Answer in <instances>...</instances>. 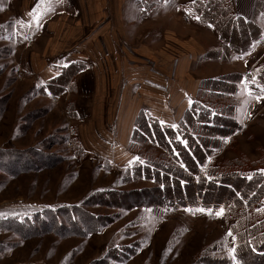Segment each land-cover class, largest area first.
Here are the masks:
<instances>
[{"label":"rangeland","instance_id":"1","mask_svg":"<svg viewBox=\"0 0 264 264\" xmlns=\"http://www.w3.org/2000/svg\"><path fill=\"white\" fill-rule=\"evenodd\" d=\"M137 1L140 8L136 6ZM193 1L125 0L124 20L130 23L122 27L121 36L111 40L109 45L112 61H116L112 56L114 53L119 58L121 71L118 77L109 76L102 84L119 89L125 97L127 93L128 99L132 96L142 105L140 109L152 115L146 102L151 87L157 86L166 93L174 89L178 96V88L184 81L188 89L180 88L183 99L175 102L177 107L173 114L166 119L153 115L171 126L177 124L193 100L190 80L215 78L232 72L229 64L200 62L195 59L197 52H177L182 47L184 52L194 51L197 42L210 44L215 37L214 31L186 17L185 8ZM3 8L0 7V11ZM143 12L145 16L142 19ZM8 30L5 40L12 33L10 28ZM138 32L142 33V37ZM177 39L185 44L176 46ZM189 39L191 44L187 46ZM156 44L164 49V52L160 49L158 54L177 55L175 80L170 79L162 68L156 70V66H162L157 56L154 57L157 54ZM13 45L0 42V150L32 149L47 154L50 165L54 158L60 162L48 167L42 163L45 157L31 150L26 155L31 163H26L33 164V170L21 173L19 168L23 166L20 161L16 162L18 159L15 156L0 157V165L14 170V174L9 175L0 168V264H98L106 259L109 252L119 253L135 242L138 243V250L132 258L125 261L107 259V264H195L206 248L214 246L218 248L215 256L233 258L235 237L230 233L229 226L234 220L223 207L213 212L183 208L159 215L145 207L126 210L94 205L83 209L95 216L113 218V222L97 233L83 237H58L47 233L25 239L11 231L5 222L7 219H32L34 214L44 209L81 206L88 196L102 190L132 191L153 187L151 181L144 179L127 183L124 181L125 169L147 152L162 153L153 146H130L131 136L128 144L124 143L122 134L119 138L115 136L123 127L120 118L128 112L131 99H126L128 107L123 103L120 108H106L104 112L107 114L103 117L102 100L96 101L91 91L80 84L81 90H85L83 95L90 96L91 101L81 102L78 121L74 116L75 108L70 107V102L75 105L74 100L69 98L66 102H55L52 99L55 94H44L38 86L28 88L21 81L23 74L18 72L17 61L15 63L12 57ZM87 61L91 63L92 59ZM183 61V70H179ZM234 61L243 60L235 58ZM261 64L264 63L258 65ZM153 70L155 72L151 73ZM179 71H183L182 76ZM249 83L245 76L240 91L235 95L239 101L236 118L243 131L237 132L232 142L228 139L224 142L213 157L215 164L238 159L242 155L255 162L264 151V89L260 88L263 94L257 95L249 88ZM67 92L70 90L57 96L62 98ZM106 126L114 134L109 141L106 140L109 134L103 128ZM8 160L12 162L6 164ZM35 165L40 166L39 169L33 168ZM72 218L79 219L75 213Z\"/></svg>","mask_w":264,"mask_h":264},{"label":"trees","instance_id":"2","mask_svg":"<svg viewBox=\"0 0 264 264\" xmlns=\"http://www.w3.org/2000/svg\"><path fill=\"white\" fill-rule=\"evenodd\" d=\"M140 8L139 2L137 3ZM186 17L196 24L214 31L220 46L208 49L204 60L228 62L232 55L242 56L263 37L257 20L264 15V0H256L252 17L245 19L234 12L232 0H194L185 8ZM143 16H145L143 12ZM7 29L0 27V38ZM86 69L83 62L61 67L58 75L50 81V93L61 95L65 90L75 92L73 79ZM249 88L257 94L264 89V64L254 67L250 73ZM244 75L231 72L198 82L194 99L175 126L162 123L145 110L135 116L130 146L146 145L159 148L162 153L147 152L125 169L124 181L130 183L144 179L154 186L132 191L102 190L88 196L81 206H62L44 209L32 219H7V226L22 238L52 233L58 237L97 233L113 222L112 217L95 216L83 209L86 206L114 208H150L159 215L183 208H201L216 211L223 207L234 222L229 226L235 237L233 258L215 256L216 246L206 248L195 264H264V151L253 162L242 155L238 159L215 164L213 157L228 139L232 142L237 132L243 131L237 120L239 101L235 95L240 91ZM262 88V89H260ZM70 107L74 108L73 102ZM75 116V114H74ZM32 150V149H31ZM29 151L0 150V157L15 156L23 167L19 172H29L31 163L26 156ZM42 163L48 167L59 163L54 158L50 165L47 154ZM60 160V159H59ZM9 161L6 164H9ZM15 162V161H13ZM14 164V163H12ZM40 166L33 168L39 169ZM248 167V168H247ZM9 175L14 170L0 165ZM261 206V208H258ZM73 213L79 219L72 218ZM38 223V224H37ZM81 223V224H80ZM37 224V225H36ZM138 250V243L116 254L109 252L98 264L107 259L125 261Z\"/></svg>","mask_w":264,"mask_h":264},{"label":"crops","instance_id":"3","mask_svg":"<svg viewBox=\"0 0 264 264\" xmlns=\"http://www.w3.org/2000/svg\"><path fill=\"white\" fill-rule=\"evenodd\" d=\"M255 1L232 0L235 14L245 19H250ZM124 3L125 0H3L0 6L4 7L0 11V16H2L0 27L10 28L12 33L10 34V38L5 40L4 38L9 35L8 30L6 36L3 39L0 38V42L14 44L11 48L12 57L15 63L17 61L18 72L20 71L23 74L21 81L28 88L38 86V89L44 94L50 93L52 89L50 81L58 75L59 68L68 67L75 62L86 64V69L78 73L73 79L75 92H67L62 98L54 95L52 99L55 102L60 100L66 102L69 98L74 100L75 119L79 121L81 102L83 100L91 101L90 96L83 95L85 94V90H81V84L86 86L88 91H91V96L95 97L96 101L102 100V116L105 117L107 114L104 112L106 108H120L123 103L127 106V93L125 97V93L119 92L117 88L112 89L106 85L102 86L106 78L109 76L118 77L121 71V66L119 69V58L114 53L112 56L116 61H112L110 55L112 48L109 45L111 40H117L121 36L122 27L130 23L124 20ZM137 3L138 1L136 2V6L138 7ZM143 21L141 20V22ZM150 23H152V20ZM257 24L262 29V39L253 45L250 52L242 56L232 55L228 62L202 59V56L206 54L208 49L220 46L215 34L213 43L207 44L206 41H203V44H201L197 42L194 51L189 50L184 52L182 47L177 52L183 54L197 52L195 59L200 62L215 61L222 65L229 64L232 67V72L235 71L244 75L258 66V64L264 63V46L263 48L260 47V44H264V15L257 20ZM187 25H189L188 22ZM138 35L142 37L141 32H138ZM155 37L159 38L158 35ZM199 38L202 39V37ZM205 38L204 36L203 39ZM180 40L177 39L176 46H183L185 44L183 40ZM188 44H191V39H189L187 46ZM154 48L157 50V54L154 57L157 56L158 62L162 64L161 67L156 66V70L162 68L169 75L170 79L175 80L177 55H171L170 57L168 55H160L158 52L162 47L156 44ZM162 50L164 52V49ZM166 54H169V52H166ZM88 58L92 59L91 63L87 61ZM235 58H240L243 61L235 62ZM20 59L22 62H20ZM184 64L183 61L179 66V70H183ZM153 72L155 70L151 73ZM179 74L182 76L183 71H179ZM200 80H190L189 88L193 93V99ZM173 88H176V86ZM180 88L188 89V85L183 81ZM180 88H178L179 95L177 96L175 93L177 91L174 89L166 93L157 86H152L151 92L147 93L146 99L152 110V116H161L166 119L171 113L173 114V110L177 107L175 102L182 101L183 99V92H180ZM103 93L106 95H103ZM130 99L131 104L128 112H124L120 118L123 127L115 135L119 138V135L122 134V139L126 144H128L132 134L135 116L142 107L132 96L128 100ZM84 105H88V103ZM103 128L109 134L107 138L105 136L106 140L113 139V132L110 129L108 130L107 126Z\"/></svg>","mask_w":264,"mask_h":264},{"label":"built area","instance_id":"4","mask_svg":"<svg viewBox=\"0 0 264 264\" xmlns=\"http://www.w3.org/2000/svg\"><path fill=\"white\" fill-rule=\"evenodd\" d=\"M28 43H29V41H28ZM260 46H261V47H263V44H260ZM245 76H247V77H248V79H249L250 83H253V82L250 80L249 74H245ZM245 76H244V80H245Z\"/></svg>","mask_w":264,"mask_h":264},{"label":"snow or ice","instance_id":"5","mask_svg":"<svg viewBox=\"0 0 264 264\" xmlns=\"http://www.w3.org/2000/svg\"><path fill=\"white\" fill-rule=\"evenodd\" d=\"M37 19H38V17H37ZM222 211V210H221Z\"/></svg>","mask_w":264,"mask_h":264}]
</instances>
